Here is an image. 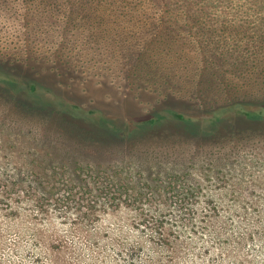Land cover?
<instances>
[{"label": "rangeland", "instance_id": "obj_1", "mask_svg": "<svg viewBox=\"0 0 264 264\" xmlns=\"http://www.w3.org/2000/svg\"><path fill=\"white\" fill-rule=\"evenodd\" d=\"M260 221L264 0H0V264H256Z\"/></svg>", "mask_w": 264, "mask_h": 264}, {"label": "trees", "instance_id": "obj_2", "mask_svg": "<svg viewBox=\"0 0 264 264\" xmlns=\"http://www.w3.org/2000/svg\"><path fill=\"white\" fill-rule=\"evenodd\" d=\"M230 1V0H228ZM188 9H194L191 5H189V8ZM28 102H31L30 100L27 99ZM246 116H249L250 119L252 120H255V118H259L257 117L258 115L257 114H251L250 112H248L247 114H245ZM177 117H178V121H170L171 124L177 129V130H183L186 132V134L188 135H195V136H207L208 134H211V133H216L220 128V126H212L211 127V133H207L206 131L205 132H202V133H197L198 131H196L197 129H195V127H192V122L190 121H184L187 123L186 125H189L192 127V129H189L190 127L184 125V121H182L180 118H182V115L180 114H177ZM248 117V118H249ZM255 117V118H254ZM162 118H160L159 116L155 115L153 118H150L149 120H146V121H143L141 124V129L139 131L136 132V130L133 131V133H131V136L134 134V133H138V132H141L143 133V131H146L147 129H149V127L153 126V125H156V124H160L162 122ZM215 122V121H214ZM219 121H216V124L218 123ZM101 126H99L100 128ZM97 129V128H95ZM101 129V128H100ZM103 129V127H102ZM94 130V129H93ZM104 130V129H103ZM94 131H97V130H94ZM99 131V130H98ZM209 132V131H208ZM178 180H180V177L177 176V177H174L172 176L170 178V181H169V184H175ZM117 185L119 186H122L124 184L122 183H117ZM185 193H188V189ZM145 194V193H144ZM151 195V192L149 191L148 192V196ZM145 198V196H144ZM156 223V222H155ZM226 222H223V226H226ZM260 227L262 228V233L264 234V221H260ZM173 238H177V235H174V234H167L165 232V245L168 244L169 245V252L170 253H174L175 251V248L174 246L171 244V241ZM246 238H248V244H250V249L254 251V260L256 261V264H264V257H263V248H262V245H264V239L260 242H257L258 241V238L257 237H254V233L250 232L248 236H246Z\"/></svg>", "mask_w": 264, "mask_h": 264}]
</instances>
